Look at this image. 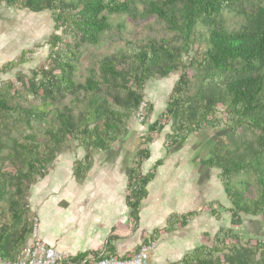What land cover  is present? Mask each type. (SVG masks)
<instances>
[{
    "label": "trees",
    "instance_id": "1",
    "mask_svg": "<svg viewBox=\"0 0 264 264\" xmlns=\"http://www.w3.org/2000/svg\"><path fill=\"white\" fill-rule=\"evenodd\" d=\"M242 3L243 0H0V6L32 14L49 12L54 31L59 32L51 35L47 43L48 69L36 70L24 87L28 108L12 103L14 96L21 95L13 84L0 86V132L3 122L6 124L12 117L30 131L33 121L44 126L42 137L31 132L15 140L7 155L8 171L0 168V204L6 206L0 215L2 264L15 261L27 244L36 220L28 205L30 188L46 176L47 167L62 146L74 142L84 152L72 167L75 183L82 184L92 167L93 155L114 152L126 138L129 122L143 104L145 85L172 75H177V80L167 96L166 107L141 135L128 170L125 204L131 229L138 226L147 187L161 165L157 161L151 171L142 173V164L150 157L148 146L166 126L170 127L163 143L166 154L183 146L190 136L211 129L225 135L215 139L202 164L220 171L217 178L230 204L226 213L231 228L221 229L213 237L205 235L204 244L175 264H264V244L243 243L234 232L241 225V215L264 217V0H257L248 13L244 12L239 29L229 30L226 15L237 13ZM138 15L153 17L163 35L125 43L114 55L102 58L80 82L77 75L81 52L88 46L96 47L111 33V18L126 16L135 20ZM197 34L204 45L201 54L194 50L199 41ZM25 54L5 68L24 63ZM152 110L148 105L147 117ZM244 129L249 137L242 134ZM240 175L253 178L252 184L245 181L234 185L232 180ZM205 207L211 217H218L212 204ZM204 208L170 215L163 232L186 227L204 213ZM159 233L155 231L143 244L156 242ZM116 240L113 235L107 239L104 257L113 256Z\"/></svg>",
    "mask_w": 264,
    "mask_h": 264
},
{
    "label": "rangeland",
    "instance_id": "2",
    "mask_svg": "<svg viewBox=\"0 0 264 264\" xmlns=\"http://www.w3.org/2000/svg\"><path fill=\"white\" fill-rule=\"evenodd\" d=\"M257 0H243L236 12H230L226 15L225 25L229 30H237L244 23V12L248 13L251 5L256 4ZM49 12L32 14L27 10H17L0 6V43L4 45V61L0 63V83H11L14 90L21 95L14 96L12 103L20 105L22 108H28L25 103L24 87L28 80L33 77V73L43 68L48 69V40L53 34H59L54 31L53 23ZM136 19L127 18L126 16H115L111 18L113 30L111 33L104 36L103 41L96 47H87L81 52L79 73L77 78L83 82L90 69L96 67L97 63L104 57L117 53L125 43H133L145 36H155L157 38L163 35L159 25L153 17ZM123 27V28H121ZM199 33L201 30L198 31ZM201 36L197 34V43H195V53L201 54L204 48ZM24 63L16 68H5L7 63L18 61L22 53ZM192 55V54H191ZM22 81H18V79ZM177 75H172L163 80H150L144 88V99L142 121L136 118V113L132 116L128 134L124 141L114 149L115 153L119 154L118 158L112 157L107 160L104 153H95L92 158V167L88 172L84 184L88 185H107L115 183L118 188H122L125 182L126 173L131 167V162L140 145V137L146 132L147 126L156 120L157 116L165 109L166 99L169 95ZM148 105H152V114L147 117L145 109ZM147 117V118H146ZM3 121V120H2ZM3 122V128L0 132V168L1 171H8L9 162L7 155L9 154L12 143L31 132L42 137L44 126L42 123L32 122L33 131L28 127L16 121L13 117ZM169 126H166L160 133L158 139L151 143L148 148L150 156L153 160L166 157L169 154L165 153L163 143L165 136L169 134ZM242 134L247 137L248 133L244 129ZM218 131L211 129L204 130L198 135L190 136L185 144L181 147L173 149L171 152L176 155L168 156L167 164H163L160 170L158 179L151 186V196L157 195L156 189L165 181V184H171L176 179H180L182 186L190 185L193 181L195 184V192L197 193L196 203L200 208H204L207 204H212L218 211V217L213 218L208 214L206 207L204 213L201 214L192 225L194 231V241L196 247L205 243V235L213 237L219 230H227L231 228L230 216L226 213L230 204L226 200L224 192L218 181L219 170L207 169L204 165L194 161L195 156L201 160H207L209 150L216 138L222 137ZM249 139V138H248ZM84 156L82 149L78 148L74 142H66L55 160L47 167L46 176L43 179H37L32 186L37 183L43 184H71L75 183L72 176V167L75 162L80 161ZM109 157V156H108ZM114 158V159H113ZM165 161V159H164ZM163 161V163H164ZM152 164H144L143 169L150 168ZM195 163V167H190ZM198 165L199 168L196 166ZM193 169V177L190 175V170ZM200 169V171H199ZM177 175V176H176ZM194 179V180H193ZM250 179V180H249ZM253 178H247L240 175L232 180V183L243 185V182L249 181L252 184ZM176 182V181H175ZM31 186V187H32ZM242 188V186H237ZM253 191L252 187L249 188ZM199 194V195H198ZM6 210L5 204H0V215ZM241 225L239 228H234V232L241 238L243 243L259 241L264 244V217L263 216H246L241 215ZM36 220L34 221V224ZM2 220L0 219V226ZM197 231V232H196ZM31 237V233L29 238ZM29 241V239H28ZM27 241V242H28ZM142 245V244H141ZM140 245V246H141ZM138 246V248L140 247ZM137 248V249H138ZM2 264V263H0Z\"/></svg>",
    "mask_w": 264,
    "mask_h": 264
},
{
    "label": "crops",
    "instance_id": "3",
    "mask_svg": "<svg viewBox=\"0 0 264 264\" xmlns=\"http://www.w3.org/2000/svg\"><path fill=\"white\" fill-rule=\"evenodd\" d=\"M4 49V45L0 43V63L5 60ZM167 154L176 155L173 152ZM104 155L107 160L119 156L115 151ZM168 156L157 160L150 156L142 164L150 165L155 161L150 168H141L142 173L146 174L157 161H161L154 179L147 187L148 195L141 204L139 223L135 230L131 229L128 222V209L125 204L128 171L121 189L115 183L35 184L30 188L28 205L36 217L37 238L60 252L74 256H94L103 255L106 241L113 235L117 236L113 256L128 257L157 231L160 233L156 240L157 248L150 254L151 261L155 264L179 262L197 246L192 225L198 217L188 222L186 227L174 232L164 233L163 229L170 215L198 211L200 205L196 203L198 197L193 181L185 187L182 186L180 179L175 178L176 182L171 184H165L164 181L156 189L157 195L151 196V186L158 179L163 164L169 159ZM193 159L203 165L204 160L197 159L196 156ZM189 166L195 167V163L192 162ZM193 173L191 169L192 177Z\"/></svg>",
    "mask_w": 264,
    "mask_h": 264
},
{
    "label": "built area",
    "instance_id": "4",
    "mask_svg": "<svg viewBox=\"0 0 264 264\" xmlns=\"http://www.w3.org/2000/svg\"><path fill=\"white\" fill-rule=\"evenodd\" d=\"M1 86V83H0ZM142 104L136 113V118L142 121ZM157 248L156 242L142 244L132 255L128 257H104L103 255L85 256L76 259V256L57 251L48 247L37 238L36 223L33 225L31 237L19 252L13 262L7 264H155L150 259V254ZM0 263L1 260H0Z\"/></svg>",
    "mask_w": 264,
    "mask_h": 264
}]
</instances>
